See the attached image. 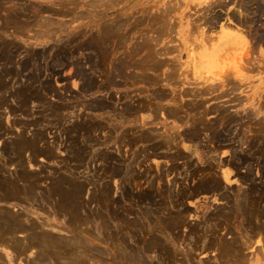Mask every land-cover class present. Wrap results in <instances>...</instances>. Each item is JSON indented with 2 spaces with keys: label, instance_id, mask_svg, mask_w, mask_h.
Here are the masks:
<instances>
[{
  "label": "rangeland",
  "instance_id": "1",
  "mask_svg": "<svg viewBox=\"0 0 264 264\" xmlns=\"http://www.w3.org/2000/svg\"><path fill=\"white\" fill-rule=\"evenodd\" d=\"M0 264H264V0H0Z\"/></svg>",
  "mask_w": 264,
  "mask_h": 264
},
{
  "label": "bare ground",
  "instance_id": "2",
  "mask_svg": "<svg viewBox=\"0 0 264 264\" xmlns=\"http://www.w3.org/2000/svg\"><path fill=\"white\" fill-rule=\"evenodd\" d=\"M201 93V92H200ZM4 220V219H3ZM17 222V221H16ZM16 228V227H15ZM9 234V233H8ZM13 244V243H12ZM25 248V247H24ZM239 257V256H238ZM245 257V256H244ZM239 259V258H238ZM242 259V258H241ZM238 261V260H237ZM242 261V260H241ZM244 263V262H243Z\"/></svg>",
  "mask_w": 264,
  "mask_h": 264
}]
</instances>
